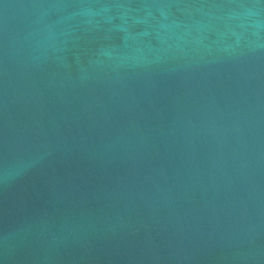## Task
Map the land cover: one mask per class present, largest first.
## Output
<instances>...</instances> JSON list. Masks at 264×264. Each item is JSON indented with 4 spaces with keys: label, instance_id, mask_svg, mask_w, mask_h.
<instances>
[{
    "label": "water",
    "instance_id": "water-1",
    "mask_svg": "<svg viewBox=\"0 0 264 264\" xmlns=\"http://www.w3.org/2000/svg\"><path fill=\"white\" fill-rule=\"evenodd\" d=\"M0 264H264V0H0Z\"/></svg>",
    "mask_w": 264,
    "mask_h": 264
}]
</instances>
